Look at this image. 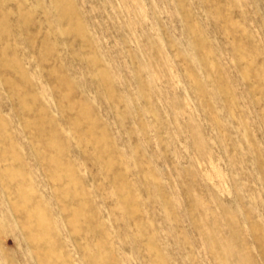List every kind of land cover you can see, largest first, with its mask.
Instances as JSON below:
<instances>
[{
  "label": "rangeland",
  "instance_id": "obj_1",
  "mask_svg": "<svg viewBox=\"0 0 264 264\" xmlns=\"http://www.w3.org/2000/svg\"><path fill=\"white\" fill-rule=\"evenodd\" d=\"M0 264H264V0H0Z\"/></svg>",
  "mask_w": 264,
  "mask_h": 264
}]
</instances>
